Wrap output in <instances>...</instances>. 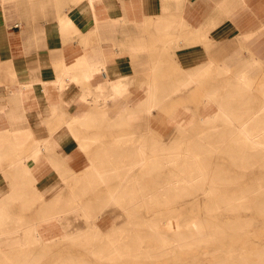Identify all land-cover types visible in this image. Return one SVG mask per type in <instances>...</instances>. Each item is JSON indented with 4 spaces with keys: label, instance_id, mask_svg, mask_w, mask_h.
<instances>
[{
    "label": "crops",
    "instance_id": "1",
    "mask_svg": "<svg viewBox=\"0 0 264 264\" xmlns=\"http://www.w3.org/2000/svg\"><path fill=\"white\" fill-rule=\"evenodd\" d=\"M257 62L264 0H0V258L39 257L77 227L102 230L91 214L119 186L126 137L167 134L161 115L189 116L183 104L209 89L173 95L168 82ZM150 86L168 98L130 124ZM78 208L91 216L77 219Z\"/></svg>",
    "mask_w": 264,
    "mask_h": 264
},
{
    "label": "rangeland",
    "instance_id": "2",
    "mask_svg": "<svg viewBox=\"0 0 264 264\" xmlns=\"http://www.w3.org/2000/svg\"><path fill=\"white\" fill-rule=\"evenodd\" d=\"M157 54L168 58V50ZM248 68L168 82L173 95L209 89L183 104L184 111L194 106L189 116L161 115L167 134L142 129L126 137L134 143L125 146L108 204L92 216L76 210L77 219L100 218L102 230L77 227L39 257L5 256L0 264H264V64ZM148 90V105L126 115L130 124L168 98ZM203 102L215 112H197Z\"/></svg>",
    "mask_w": 264,
    "mask_h": 264
},
{
    "label": "bare ground",
    "instance_id": "3",
    "mask_svg": "<svg viewBox=\"0 0 264 264\" xmlns=\"http://www.w3.org/2000/svg\"><path fill=\"white\" fill-rule=\"evenodd\" d=\"M256 71V70H255ZM93 73V72H92ZM89 76V75H88ZM92 77V76H91ZM120 83V82H119ZM118 84V83H117ZM116 84V85H117ZM115 85V86H116ZM120 85H122V84H120ZM118 86H119V84H118ZM124 86V85H123ZM117 87V86H116ZM122 87V86H121ZM115 88V87H114ZM123 88V87H122ZM121 88V89H122ZM116 89V88H115ZM119 89H120V87H119ZM119 89H116V90H119ZM128 89V88H127ZM149 89V88H148ZM123 90V89H122ZM125 91V90H124ZM145 90H143V92H144ZM147 91V93H146V96H145V99H143L142 101H140L141 102V105H140V108H143L144 107V105L145 104H147L148 105V103H149V101L151 100V94L149 93V90H146ZM145 91V92H146ZM122 93V92H121ZM143 94V93H142ZM156 102V101H155ZM136 104V103H135ZM136 106V105H135ZM140 108H138V109H140ZM154 112V111H153ZM182 114H177L176 115V117L175 118H181L180 116H181ZM183 120V119H182ZM24 144V143H23ZM19 146V145H18ZM261 184V183H260ZM257 185H259V184H257ZM261 186V185H260Z\"/></svg>",
    "mask_w": 264,
    "mask_h": 264
},
{
    "label": "built area",
    "instance_id": "4",
    "mask_svg": "<svg viewBox=\"0 0 264 264\" xmlns=\"http://www.w3.org/2000/svg\"><path fill=\"white\" fill-rule=\"evenodd\" d=\"M19 25L17 24L16 27H18Z\"/></svg>",
    "mask_w": 264,
    "mask_h": 264
}]
</instances>
